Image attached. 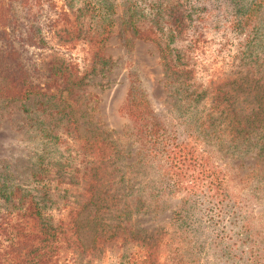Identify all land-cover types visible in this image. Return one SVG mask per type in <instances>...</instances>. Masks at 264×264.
Here are the masks:
<instances>
[{
    "label": "rangeland",
    "instance_id": "obj_1",
    "mask_svg": "<svg viewBox=\"0 0 264 264\" xmlns=\"http://www.w3.org/2000/svg\"><path fill=\"white\" fill-rule=\"evenodd\" d=\"M0 36L36 85L12 98L0 76L2 228L35 234L45 264H264L263 176L207 119L214 96L264 98V0H0ZM130 86L185 173L219 171L216 198L138 141Z\"/></svg>",
    "mask_w": 264,
    "mask_h": 264
},
{
    "label": "trees",
    "instance_id": "obj_2",
    "mask_svg": "<svg viewBox=\"0 0 264 264\" xmlns=\"http://www.w3.org/2000/svg\"><path fill=\"white\" fill-rule=\"evenodd\" d=\"M163 53L160 50V54ZM10 54V52L0 49V76L11 84V88H9L11 95L9 97L25 99L29 94L35 93L33 89L36 85L32 84L28 79L29 74L10 57ZM172 69H176L175 66H172ZM242 101L245 103L246 99ZM263 107L264 98L262 94L259 97L258 95L251 97L250 105H242V108L239 109L229 96H214L212 97L210 109L216 111V116L208 114L207 119L208 122L212 120L214 135L217 132L216 139L220 141L221 138L217 135L224 133L228 147L237 151V155L252 152L253 166L250 170L251 172H258L264 179ZM125 109L127 116L135 127L138 141L144 146L153 144L154 147L151 146L152 152L164 156L168 169L188 170L190 161L195 162L190 158H185L184 154L181 153L182 148L177 147L178 143L173 142L171 145L156 144V140L159 138V120L144 95L138 92V89L134 86H130L127 92ZM180 161L183 167H181ZM196 164L201 165L199 161ZM217 173L219 171L212 170L208 173L210 175H204L203 173L199 175L183 171L182 173L170 172L169 175L175 176V186L180 185L181 187L182 182L186 180L188 185L185 188L188 191L194 192V190L201 187L205 189L210 198H216L219 195L217 192L222 183V178L218 177ZM117 205L120 207L118 212L121 215H126L127 205L123 199L118 200ZM22 216L30 220H37L40 217V210L34 202L28 201L23 209ZM1 235L4 238L0 240L6 241L4 245L0 241V264H45L41 247L34 245L33 239L37 237L35 234L23 231L21 226L8 225L2 228L0 223Z\"/></svg>",
    "mask_w": 264,
    "mask_h": 264
}]
</instances>
